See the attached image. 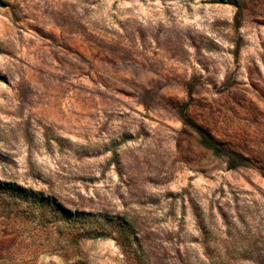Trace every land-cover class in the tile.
I'll return each instance as SVG.
<instances>
[{"label": "rangeland", "instance_id": "obj_1", "mask_svg": "<svg viewBox=\"0 0 264 264\" xmlns=\"http://www.w3.org/2000/svg\"><path fill=\"white\" fill-rule=\"evenodd\" d=\"M0 47V185L47 204L0 193V264H264V0H1Z\"/></svg>", "mask_w": 264, "mask_h": 264}, {"label": "trees", "instance_id": "obj_2", "mask_svg": "<svg viewBox=\"0 0 264 264\" xmlns=\"http://www.w3.org/2000/svg\"><path fill=\"white\" fill-rule=\"evenodd\" d=\"M240 14L241 13L239 12L238 17H240ZM183 122L184 124L191 126L193 130L197 133L201 146L204 149L210 151L216 157L224 159L228 164L230 170H236L238 168L248 167L250 165L248 160L245 159L243 156L226 148L223 144L214 139L207 131L198 127L197 125L190 123L187 118H184ZM0 193L8 195L16 200L24 199L26 200V202H29L33 205H38L40 207L47 206L46 202L40 200L39 198H37V196L28 197L27 195L19 191L17 188L12 186L4 187L0 185ZM126 232V228L122 225V234L126 237V239L129 240L130 236Z\"/></svg>", "mask_w": 264, "mask_h": 264}, {"label": "water", "instance_id": "obj_3", "mask_svg": "<svg viewBox=\"0 0 264 264\" xmlns=\"http://www.w3.org/2000/svg\"><path fill=\"white\" fill-rule=\"evenodd\" d=\"M0 3H1V0H0ZM1 48V47H0Z\"/></svg>", "mask_w": 264, "mask_h": 264}]
</instances>
